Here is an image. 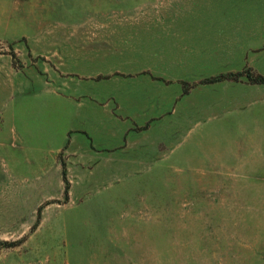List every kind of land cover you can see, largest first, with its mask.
Segmentation results:
<instances>
[{
    "label": "rangeland",
    "instance_id": "1",
    "mask_svg": "<svg viewBox=\"0 0 264 264\" xmlns=\"http://www.w3.org/2000/svg\"><path fill=\"white\" fill-rule=\"evenodd\" d=\"M179 1L0 0V264H264V166L230 165V137L101 149L69 128L100 78L68 42Z\"/></svg>",
    "mask_w": 264,
    "mask_h": 264
},
{
    "label": "crops",
    "instance_id": "2",
    "mask_svg": "<svg viewBox=\"0 0 264 264\" xmlns=\"http://www.w3.org/2000/svg\"><path fill=\"white\" fill-rule=\"evenodd\" d=\"M179 2L117 16L114 27L85 33L81 48L68 42L70 70L100 78L90 81L97 90L83 107L68 103L69 128L101 149L165 142L150 137L228 136L230 165L264 166V83L253 81L264 78V15H234V0Z\"/></svg>",
    "mask_w": 264,
    "mask_h": 264
},
{
    "label": "trees",
    "instance_id": "3",
    "mask_svg": "<svg viewBox=\"0 0 264 264\" xmlns=\"http://www.w3.org/2000/svg\"><path fill=\"white\" fill-rule=\"evenodd\" d=\"M214 81V80H213ZM253 81H255V82H259V83H264V78L263 77H255L254 79H253Z\"/></svg>",
    "mask_w": 264,
    "mask_h": 264
}]
</instances>
